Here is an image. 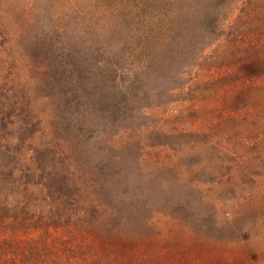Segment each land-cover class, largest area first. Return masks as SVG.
Here are the masks:
<instances>
[{"label": "rangeland", "instance_id": "rangeland-1", "mask_svg": "<svg viewBox=\"0 0 264 264\" xmlns=\"http://www.w3.org/2000/svg\"><path fill=\"white\" fill-rule=\"evenodd\" d=\"M225 1L0 0L8 229L52 205L116 264H264V0Z\"/></svg>", "mask_w": 264, "mask_h": 264}, {"label": "trees", "instance_id": "trees-1", "mask_svg": "<svg viewBox=\"0 0 264 264\" xmlns=\"http://www.w3.org/2000/svg\"><path fill=\"white\" fill-rule=\"evenodd\" d=\"M200 1H211L215 6L226 2ZM146 3L147 1L142 2L146 7L155 5L153 1ZM245 5L246 2L242 0L236 10L247 12ZM167 8L170 10L169 3L164 2L162 20L167 17ZM122 50L124 52L120 57L128 58L129 47ZM61 182L65 185L71 183L66 177ZM22 209L21 216L17 217L15 230L8 229L6 223L0 220V264H116L113 259L110 260L114 249H109L104 241L97 239V234L91 230L92 226H85V223L76 225L73 222V225H68L67 220H70L71 215L64 216V213H59L63 207L55 208L51 205L42 214L27 206ZM93 211L94 209L89 215H95ZM75 216L82 220L83 216Z\"/></svg>", "mask_w": 264, "mask_h": 264}]
</instances>
